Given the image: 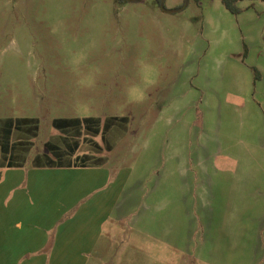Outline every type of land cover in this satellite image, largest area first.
Returning <instances> with one entry per match:
<instances>
[{"label": "rangeland", "instance_id": "obj_1", "mask_svg": "<svg viewBox=\"0 0 264 264\" xmlns=\"http://www.w3.org/2000/svg\"><path fill=\"white\" fill-rule=\"evenodd\" d=\"M163 3L0 0V139L37 124L0 166L17 264H264V1Z\"/></svg>", "mask_w": 264, "mask_h": 264}, {"label": "trees", "instance_id": "obj_2", "mask_svg": "<svg viewBox=\"0 0 264 264\" xmlns=\"http://www.w3.org/2000/svg\"><path fill=\"white\" fill-rule=\"evenodd\" d=\"M124 1H136V0H124ZM164 0H157L158 4L164 10H170L164 6ZM239 0H221L223 5L231 12L236 13L239 11V8L236 6V2ZM264 1V0H263ZM126 116H115L111 115L105 118L104 122L101 123L100 117L97 116H83V117H61L55 118L52 121V124L55 128L70 134L71 136L79 137L83 134V132L88 133L89 135H97L104 133L109 130L112 126L120 124V122H126ZM36 119L33 117H17V118H6L1 125V139H0V148H1V156H0V166H11L13 164L11 160V149L12 142L11 137L14 131L32 130L36 129ZM86 138V137H84ZM86 140H91L86 138ZM94 144H97L95 141ZM64 151L62 149L53 150V154L56 157V164L58 166H71L73 163L71 160L64 159ZM91 158L90 153H83L80 156L76 157L75 165L78 166H86L87 161ZM100 160V159H98Z\"/></svg>", "mask_w": 264, "mask_h": 264}, {"label": "crops", "instance_id": "obj_3", "mask_svg": "<svg viewBox=\"0 0 264 264\" xmlns=\"http://www.w3.org/2000/svg\"><path fill=\"white\" fill-rule=\"evenodd\" d=\"M7 239V244L0 245V264H17L18 248L15 245L12 246L10 236Z\"/></svg>", "mask_w": 264, "mask_h": 264}]
</instances>
